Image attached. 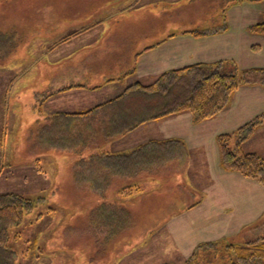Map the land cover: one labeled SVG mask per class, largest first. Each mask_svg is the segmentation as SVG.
I'll list each match as a JSON object with an SVG mask.
<instances>
[{
  "label": "rangeland",
  "instance_id": "rangeland-1",
  "mask_svg": "<svg viewBox=\"0 0 264 264\" xmlns=\"http://www.w3.org/2000/svg\"><path fill=\"white\" fill-rule=\"evenodd\" d=\"M127 1L0 0V34L5 36L0 46V136L3 139L0 192L44 198L38 208L27 214L26 222L19 227L21 238L12 243L18 253L17 264H208L214 243L226 245L228 253L232 250L229 245L264 238V184L256 179L241 174L252 179L251 207L244 219L220 220V223L207 219L205 225L214 220L211 235L202 230H193L189 235L186 220L187 231L183 232V151L165 149L162 154L149 151L146 160L134 165L132 170L113 171L110 162L104 164L106 154L127 149L132 152L153 141L135 144L145 135L146 128L134 138L128 135L151 120L108 138L103 128L111 121L112 110H119L102 109L92 116L80 118L79 115L72 122V128L74 125L76 128L67 130L66 137H62L64 130L56 125V116L86 112L109 100L108 95L112 94L110 90H99L101 87L97 83L93 85L92 78L88 87L68 84V77L73 80L69 75L68 54L73 52V47L83 50L84 46V43L74 44L73 37L86 30L72 26L87 24L88 15L95 9H100L96 12H101L103 19L115 17L132 5ZM146 1L157 12L170 9L165 17L157 18V32L161 22L183 24L179 14L184 16L186 12L173 15L183 0H139V3ZM225 16L227 36L234 40L235 47L223 60L236 62L241 70L264 67V35L249 30L251 25L264 22V0L231 4ZM106 35H109L106 43L100 44L102 63L110 66L117 57L122 63L130 52V44L124 37H132V28L121 26ZM255 45L259 48H254ZM97 56L88 55V64L99 65ZM133 84L132 81L125 87ZM126 88L123 91L117 88L115 96ZM129 99V105L119 111L123 115L136 112L147 103L143 98ZM249 101L243 103L236 115L240 121L259 110L250 108ZM261 107L264 111V100ZM257 114L238 125L231 123L219 134L239 128ZM161 128L159 132L181 135L185 126L174 120ZM75 140L82 146L78 147ZM244 148L264 156V124L245 142ZM258 183L263 186H257ZM231 256L218 260L217 264H234L235 255ZM212 259H215L212 264H216V258Z\"/></svg>",
  "mask_w": 264,
  "mask_h": 264
},
{
  "label": "crops",
  "instance_id": "crops-1",
  "mask_svg": "<svg viewBox=\"0 0 264 264\" xmlns=\"http://www.w3.org/2000/svg\"><path fill=\"white\" fill-rule=\"evenodd\" d=\"M121 1L124 3L127 0ZM219 1L183 0L182 6L175 8L177 11L173 14L186 12L187 15L184 16L179 14L183 18V24H177L175 21L173 23L160 21L161 25L158 32L156 29V23L159 22L157 18L165 17L170 9L157 12L150 1L139 3V0H128L127 3L131 2L132 5L128 4L130 6L122 10L119 15L108 16L104 19L100 16L101 12H96L100 9L93 10L94 12H91L87 17L89 21H85L87 24L72 26L83 27L86 30L83 31L84 33L81 32L73 37L76 38L74 44L84 43V46L83 50H80V47H75V49L73 47V52L68 54L69 75L73 77V80L68 77V84L74 82L77 84L75 87H88L87 83L92 85L91 82L93 81V85L97 83L96 86L101 87L99 90L111 91L109 93L112 94L108 95L109 98L106 97V99L111 100L116 97L117 88L123 91L126 88L125 85H129L132 81L148 85L164 72L181 69L196 63H213L225 58L235 45L234 40L227 36L226 30L216 31L223 26V9L229 7L223 8L221 4H224V0L222 3ZM134 2L139 4L135 6ZM206 6H208L207 9ZM173 15L171 14V17ZM179 15L175 17H180ZM187 18L190 20L188 21ZM175 20L179 21L180 19L175 18ZM121 26L133 30L132 37H124L127 44H130V52L125 61L119 63L117 61L119 57H117L112 60V65L109 66L105 62L102 63L101 59L104 57L99 54L102 52L100 44L106 43L107 36H109L106 34L109 30L110 32L116 31ZM86 27H90V29L87 30ZM193 31H201L205 34L195 35ZM221 32L223 35H220ZM227 39L232 43V46H229L230 43ZM79 51H82L83 54L79 55ZM96 53L98 56L95 60L101 63L91 66L88 64V55L91 54L95 57ZM112 79L115 81L110 83ZM142 98L147 103L140 106L143 109H148L150 97L143 96ZM247 99H250V108L259 109L246 118L250 119L253 115L263 112L260 105L263 104L264 100V87L260 85L240 87L235 92L233 101L228 108L201 123H195L192 114L186 111L151 120L128 134L134 138V135L146 128L145 135L141 136L135 144L150 140L165 141L169 139H177L183 144V176L185 177L183 178V232L189 230V235L193 234V230H202L201 232L211 235L212 232L209 231L214 227V220H218V223L220 220L227 222L231 219L242 220L250 212L252 179H248L235 171L226 170L221 166L217 138L221 129L228 127L231 123L238 125L246 120L240 121L236 115L240 113L243 103H248ZM129 100L126 101V104L115 106L122 109V107L129 105ZM96 101L101 100L97 99ZM87 102L90 103L91 101L88 100ZM116 107L114 108L116 109ZM112 112L114 111L112 110ZM127 114L120 118L115 114L111 118L122 119L124 116L127 119L130 117ZM131 114H134L133 111ZM139 114L134 116L135 119ZM173 119L180 124L183 122L185 129L181 135L175 132H173L174 135L172 132H159L164 124L174 123ZM123 132L121 130L107 135L108 131H104V135L109 138L115 137L116 134H123ZM116 153H129V149ZM258 184L257 186L261 185ZM207 219H214L213 223L205 225ZM185 220L187 221V230H184ZM245 225L244 223L241 227ZM228 226L232 225L228 223ZM196 241L193 245L196 244Z\"/></svg>",
  "mask_w": 264,
  "mask_h": 264
},
{
  "label": "trees",
  "instance_id": "trees-1",
  "mask_svg": "<svg viewBox=\"0 0 264 264\" xmlns=\"http://www.w3.org/2000/svg\"><path fill=\"white\" fill-rule=\"evenodd\" d=\"M242 0H224L223 8L231 4L238 3ZM255 1V0H250ZM226 9H223V26L220 30H227ZM252 33L264 35V22L256 23L249 27ZM195 35H203L204 32L193 31ZM3 34H0V46ZM258 49L259 46L255 45ZM260 85L264 87V67H252L250 69H239L234 61L220 59L213 63H196L181 69H174L165 72L152 84H142L135 82L130 85L119 96L101 103L96 107L83 113H61L56 116L57 126L62 128V137L72 128V122L92 114L102 109H114L117 104H126L129 98L154 97L148 109L140 107V111H133L134 114L128 113L132 118L112 119L103 131L114 133L118 131L131 130L139 124L158 119L183 111L192 114L195 123H201L211 119L228 108L233 101L235 92L242 86ZM150 101V100H149ZM117 110H121L116 107ZM115 111L120 118L123 113ZM140 113V114H139ZM139 116L135 119V115ZM112 115V117H113ZM126 116V115H125ZM131 119V120H129ZM264 124V111L256 115V117L240 126L239 128L218 135V147L221 156V166L229 171L238 172L246 177L256 179L264 184V156L256 151H247L244 144L256 132V130ZM76 128L74 125L72 129ZM108 128V129H107ZM51 138L54 139L52 136ZM57 141V140H56ZM3 139L0 136V144ZM76 143L78 141L75 140ZM82 145L78 143V147ZM151 146V149H148ZM183 151V146L179 140L169 139L165 141H151L142 145L129 153H111L106 154L104 164L110 162L109 168L113 171L119 169L132 170L134 165H138L141 161L146 160L149 151L157 150L163 153V150ZM106 159V160H105ZM115 169V170H114ZM43 197H29L17 192H0V264H17V250L13 246V242L21 238L19 227L27 220V214L33 212L43 202ZM210 247V255L208 256V264H216L218 260L229 258L235 255L234 264H264V238L256 242H246L244 244H232V252L226 253L225 247H221L219 243ZM231 244V243H230ZM232 257V256H231ZM206 262V261H205Z\"/></svg>",
  "mask_w": 264,
  "mask_h": 264
},
{
  "label": "bare ground",
  "instance_id": "bare-ground-1",
  "mask_svg": "<svg viewBox=\"0 0 264 264\" xmlns=\"http://www.w3.org/2000/svg\"><path fill=\"white\" fill-rule=\"evenodd\" d=\"M96 155V154H95Z\"/></svg>",
  "mask_w": 264,
  "mask_h": 264
}]
</instances>
